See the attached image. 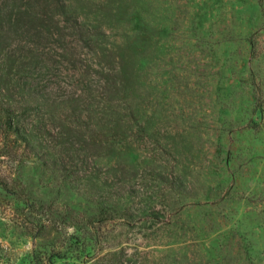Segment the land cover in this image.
Listing matches in <instances>:
<instances>
[{
  "label": "rangeland",
  "instance_id": "374dc122",
  "mask_svg": "<svg viewBox=\"0 0 264 264\" xmlns=\"http://www.w3.org/2000/svg\"><path fill=\"white\" fill-rule=\"evenodd\" d=\"M0 264H264V0H0Z\"/></svg>",
  "mask_w": 264,
  "mask_h": 264
}]
</instances>
